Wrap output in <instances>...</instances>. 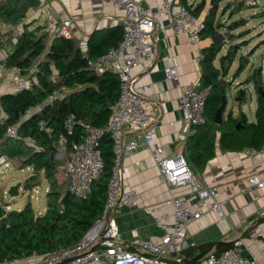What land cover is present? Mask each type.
I'll return each instance as SVG.
<instances>
[{
	"label": "trees",
	"instance_id": "16d2710c",
	"mask_svg": "<svg viewBox=\"0 0 264 264\" xmlns=\"http://www.w3.org/2000/svg\"><path fill=\"white\" fill-rule=\"evenodd\" d=\"M222 1L223 10L236 4L235 11L232 10L231 14L248 6L245 0H199L195 5L181 0L193 14L198 16L203 13L204 27L200 37L210 39L218 32L220 23L213 21V17ZM38 4L39 0H0V24H18L27 10ZM31 24L22 25V31L12 49L0 63L5 68H15L30 79L29 85L19 91L0 93V107L4 112V117L0 119V155L4 154L20 168L32 165L34 172L43 170L51 186L46 192V207L42 214L33 211L30 201L20 209L5 210L0 206V223H4L0 226V260L42 255L70 246L80 239L101 216L114 158L110 134L104 132L97 142L103 169L100 176L92 182L88 195L84 198L76 197L66 189L57 188L53 176L58 164H62L64 160L55 158L58 152L55 142L59 134L64 133L65 117L69 113H74L75 116L72 132L65 134L67 149L72 142L82 141V121L94 126L107 123L111 105L119 94L116 73L111 70L96 73L87 66V58L116 47L118 41L113 42V47H104L100 51L92 48L84 51L73 37L65 38L55 34L48 36L43 31V25ZM244 24L245 19L239 17L226 25L231 39L247 32L242 30L236 35L231 33ZM117 30L119 29L116 28ZM2 35L0 29V41ZM224 41L222 39L214 43L210 39L209 44L201 48L203 57L200 60L199 80L202 86L209 88L204 101L205 120L191 126L183 146L184 159L199 174L206 161L215 154L217 145L221 149L236 150L244 147L259 148L264 142V96L261 94L264 82L261 66L254 67L243 81L251 83L256 93L253 118L249 119L241 110L237 116H232L229 111L227 121L232 123L229 129L222 127L223 119L220 124L213 121L214 112L221 103L222 95L226 93L223 77L236 58L234 73H241L248 62L247 56L255 50L252 47L247 56L239 54L237 57V48L245 44L244 39L239 45L229 43L219 55ZM53 90H57L59 95L53 102H48L47 95ZM235 95L240 104L243 103L246 89L239 88ZM30 108L31 111L27 112ZM39 121H43L50 131L40 128ZM235 123H238L240 131L248 129L249 134L237 135ZM10 125H16V137L6 134ZM25 136L31 137L34 142L26 141Z\"/></svg>",
	"mask_w": 264,
	"mask_h": 264
},
{
	"label": "built area",
	"instance_id": "2783aa9c",
	"mask_svg": "<svg viewBox=\"0 0 264 264\" xmlns=\"http://www.w3.org/2000/svg\"><path fill=\"white\" fill-rule=\"evenodd\" d=\"M117 3L122 13V37L116 47L95 57L87 58V66L96 73L111 70L119 80V94L111 105V115L103 126H94L82 121L83 139L72 142L65 148V134L71 133L75 124L74 113H69L64 121V133H60L55 144L62 154L63 163L59 170L66 182V190L76 197L84 198L91 189L103 169L100 149L97 147L98 138L104 132L110 134L112 140L113 165L106 185V196L101 216L89 227L84 235L74 244L49 251L42 255H31L24 258H9L0 260V264H164L163 256L182 247H186L185 236L188 225L201 217L207 211H213L223 216L221 201L217 199L215 185H202L200 174L190 168L183 155H170L160 145L153 143L152 109L147 99L134 88L132 67L140 59L149 61L154 54V31L165 29L164 20L172 23L176 33L187 36L186 43L194 44L200 39L203 21L199 20L185 5L175 6L173 0H161L156 7L145 5L143 0H111ZM248 4H256L255 0H245ZM69 18L60 20L54 27L57 36L71 38L73 33ZM132 47V54L124 59L122 51ZM7 53L0 47V63ZM203 57L202 50L194 55L195 63L199 64ZM165 79L174 78L177 70L174 64L163 68ZM30 79L14 68L11 74L10 87L13 92L29 85ZM208 87L201 85L199 78L188 83L181 89L179 96L182 118L186 123L187 134L191 126L205 120L204 101ZM59 95L53 90L46 100L53 102ZM31 108L27 110L30 112ZM79 122V120H78ZM40 128L49 132L50 129L39 121ZM129 126L140 130L144 140L153 145V160L157 165L161 179L170 187L189 184L195 195L193 200L183 196H170L164 203L170 207L167 211H155L146 208L154 217L155 224L164 233L158 240L143 238L132 234L128 247L119 245V227L114 216L119 214L124 206H131L140 199V193L121 185L123 157L137 146L134 139L125 140L123 127ZM6 134L17 136L16 125L7 127ZM24 139L33 143L34 140L25 136ZM251 154L260 153L264 156V142L259 148H251ZM11 160L4 154L0 155V165H7ZM264 179L257 174L247 177L243 189L249 187L261 188ZM264 243V236L262 238ZM194 241L188 245H194ZM243 239L236 238L230 247L222 251L208 252L199 259L184 263L178 259L177 264H261L256 258L242 255Z\"/></svg>",
	"mask_w": 264,
	"mask_h": 264
},
{
	"label": "crops",
	"instance_id": "0c3cea01",
	"mask_svg": "<svg viewBox=\"0 0 264 264\" xmlns=\"http://www.w3.org/2000/svg\"><path fill=\"white\" fill-rule=\"evenodd\" d=\"M160 1L143 0V3L156 7ZM173 1L175 6L184 5L181 0ZM198 1L193 0L190 4L195 5ZM195 16L203 20L202 12ZM64 18L71 19L72 37L84 51L86 48L87 51L89 48L100 51L104 47H113L114 41L119 43L121 40V8L111 0H39V4L29 8L18 24H0L3 32L0 47L8 53L24 23L31 22V26L41 24L43 31L50 36L55 25ZM164 24L165 29L154 31L151 60L137 61L132 73L135 90L147 99L152 109L153 143L174 156L183 155L187 136L179 101L181 89L200 77V63H195L194 55L208 45L210 39L201 36L197 43L187 44L185 34L176 33L172 23L166 19ZM116 28L119 30L116 31ZM130 54L132 47H127L122 51L121 58ZM168 64H174L177 70L176 76L171 79L164 77L163 68ZM52 69L55 75L56 70L54 67ZM13 70L0 64V93L12 91ZM3 117L4 112L0 107V119ZM123 135L125 140H136L137 146L123 157L121 185L140 193V199L135 204L124 206L114 216L119 227V245L128 247L133 233L151 240L160 239L164 233L146 208L167 211L170 207L164 201L170 196L193 200L195 195L189 184L170 187L161 179L153 160V145L145 142L140 130L124 126ZM251 148L228 150L217 145L215 154L206 161L200 172V183L217 187V199L221 201L223 216L207 211L191 222L185 236L187 246L170 253L173 255L164 258V264H177L178 259H191L203 251L220 252L231 246L238 237L243 239L242 255L256 258L264 264V186L243 189L250 175L257 174L264 179V156L251 154ZM192 241L195 244L188 245Z\"/></svg>",
	"mask_w": 264,
	"mask_h": 264
},
{
	"label": "rangeland",
	"instance_id": "374dc122",
	"mask_svg": "<svg viewBox=\"0 0 264 264\" xmlns=\"http://www.w3.org/2000/svg\"><path fill=\"white\" fill-rule=\"evenodd\" d=\"M192 1L193 0H186V3L190 4ZM255 1L256 4L247 3L248 6H245L241 10L232 14L231 11H235L234 8L236 4H233L228 9L223 10L222 6H224V1H222L220 2L219 7L213 17V21L220 23V25L217 27V31L223 34V39H225L224 46L222 47L219 55L225 51L229 43H235L236 45H239L244 39L246 40L245 44L237 48V57L239 54L247 56L249 50L252 49V47H255L253 53L247 56L248 62L241 73L238 75L234 73L237 66L236 58L231 64L227 74L223 77L226 91V106L223 111V122L221 125L227 129L232 126V123L227 121V113L229 111L231 112L232 116H237L239 110H241L247 115L249 119L253 117L254 108L256 106V93L251 83L243 82L246 75L252 71L254 67L261 66L264 82V0ZM239 17H243L245 19V24L232 30L231 33L236 35L242 30H246L247 32H245L243 36H235V38L231 39V36L227 33L228 28L226 25L230 21ZM50 34L53 35L54 33ZM239 88L246 89L245 101L241 104L235 98V93ZM236 124L237 123H235L234 128L236 129L235 132L237 135L241 136L249 134L248 129H243L240 131ZM58 152L55 158L62 159V154ZM60 165L61 164L59 163L53 178L55 179L57 188L65 190L66 182L64 181V178L62 177V174L59 170ZM16 184L18 185V193L13 196L9 195V187ZM50 186L51 182L49 179H47L44 171L40 170L39 172H34L32 165L20 168L19 166H16L13 161L7 165H0V206H2L5 210L20 209L26 202L30 201L33 211L36 214H42L46 207V192L49 190ZM172 255L173 254H165L163 258H168Z\"/></svg>",
	"mask_w": 264,
	"mask_h": 264
},
{
	"label": "water",
	"instance_id": "95a60500",
	"mask_svg": "<svg viewBox=\"0 0 264 264\" xmlns=\"http://www.w3.org/2000/svg\"><path fill=\"white\" fill-rule=\"evenodd\" d=\"M224 35L217 32L216 34L211 36V41L214 43H217L219 41H221L223 39ZM261 94L264 96V91L261 92ZM237 99V98H236ZM226 106V97L225 95H222L221 98V103L220 105L216 108L215 112H214V116H213V121L217 124H220L222 122L223 119V111L225 109ZM236 126H238V123L236 124ZM18 185H11L8 189V194L13 196L15 194L18 193V189H17ZM4 223H0V226H3ZM207 251H203L199 254H197L195 257H192L191 259H185V260H181V262L184 263H188V262H192L195 261L197 259H199L201 256H203Z\"/></svg>",
	"mask_w": 264,
	"mask_h": 264
}]
</instances>
